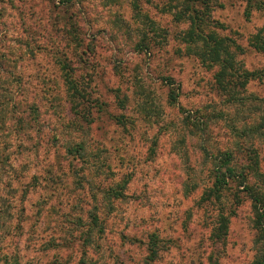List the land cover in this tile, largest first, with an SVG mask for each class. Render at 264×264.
<instances>
[{
    "label": "rangeland",
    "instance_id": "1",
    "mask_svg": "<svg viewBox=\"0 0 264 264\" xmlns=\"http://www.w3.org/2000/svg\"><path fill=\"white\" fill-rule=\"evenodd\" d=\"M166 3L0 0V264L261 257L264 136L242 129L264 108L224 101ZM209 11L253 74L243 93L264 107V10L211 0ZM63 59L87 92L86 121L65 92ZM7 96L18 109L2 106ZM23 109H36L34 122ZM77 143L82 156L67 148Z\"/></svg>",
    "mask_w": 264,
    "mask_h": 264
},
{
    "label": "trees",
    "instance_id": "2",
    "mask_svg": "<svg viewBox=\"0 0 264 264\" xmlns=\"http://www.w3.org/2000/svg\"><path fill=\"white\" fill-rule=\"evenodd\" d=\"M246 3V7L252 10L254 7H260L264 10L263 0H243ZM166 4L169 2V9L171 16L176 21L186 22L185 26L178 31L180 40L184 43L187 49L193 53L199 61L208 66L214 67L213 77L217 91L222 93L224 101L229 104H239L248 106L249 109H262L261 99L254 96H245L243 91L246 89L247 82L253 78V74L250 71L242 69L235 60L233 46L235 45L231 39L221 35L219 32L211 29L213 21L210 18V4L211 0H166ZM255 37L258 35L255 34ZM61 76L63 79V85L67 97L73 100V105L78 107L81 119H84L85 105H82L83 101H87V92L79 83L78 79H75L72 73V69L69 66L68 60L63 59L60 61ZM250 97V99L248 98ZM174 99V95H171ZM11 100L10 97H6L2 106L7 104V101ZM10 105L11 112L18 107L20 101L17 99L11 100ZM6 107V106H5ZM2 110V107L0 108ZM18 109V108H17ZM29 112L23 109L21 113H25L29 116L30 121H35V118L31 114L35 112ZM2 112V111H0ZM24 115V114H22ZM20 119V115H18ZM27 118V117H26ZM261 122L252 125L251 127H245L242 132L246 134H258L264 136V114L261 116ZM86 121V120H85ZM84 121V122H85ZM31 125L22 126L21 130L27 129ZM71 152H78L79 155L84 154V146L82 143H77L75 146L67 147ZM217 181L220 179L217 177ZM225 183L224 178L222 179ZM257 202L258 200L255 199ZM256 206V225L259 230V238L264 241V206L261 208ZM226 218H220V225L218 227L217 236L220 231L226 225ZM154 243H149V254L148 258L153 259L155 256L156 249L154 250ZM264 250V248H262ZM255 264H264V251L261 257L256 260Z\"/></svg>",
    "mask_w": 264,
    "mask_h": 264
}]
</instances>
